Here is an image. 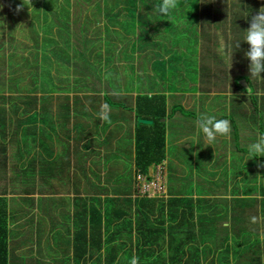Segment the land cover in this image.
<instances>
[{
	"label": "rangeland",
	"instance_id": "1",
	"mask_svg": "<svg viewBox=\"0 0 264 264\" xmlns=\"http://www.w3.org/2000/svg\"><path fill=\"white\" fill-rule=\"evenodd\" d=\"M3 0H0V26H2L4 23L8 22L9 20L5 17V14H7L8 9L10 11L18 12V15L23 18L21 29L17 30V38L14 40L17 43L13 46L17 50H15L13 47L12 49L5 45L4 42L0 44V95H2L4 92H12L15 91H21L24 87L26 88L25 95H28V99H34L33 94H30L33 89L38 90L39 93H43V84L39 83V86L35 85H28L31 83V71L28 68L23 67L24 63H31L33 58V51H36L35 47V40L36 34L35 32H38V28H30V24L34 22L33 18L31 17V12L28 10L27 14L22 13V10L17 11V8L13 9L10 5H7L6 8H4L2 4ZM18 3H21L22 0H16ZM33 1V0H31ZM62 1V2H61ZM53 0V5H56L52 8L51 13L61 12L64 15L69 16L72 20V32L73 35L75 34L78 38H80V42L77 41V38L72 39L71 47L74 45L76 48V52L79 53V56L74 57V53L71 52V56L75 59L83 58V50L81 47H84V42L86 38L81 37L82 32H78L80 29L84 28L83 26V20L86 17H98L97 13H88V10L91 8H94L91 6V4L94 2L93 0L86 1L85 0ZM208 0H199L195 8L188 9L187 4L185 0H174L176 7L172 10L171 14L169 16H158L156 15L155 11H151V5L150 4H156L158 3L156 0H147V2L141 4L143 1H138L139 8L136 10V12H125L123 11V14L120 13V10H117L114 8V5L108 4V9L111 10V16L114 17L112 22H104V26H106L110 32L119 33L116 36V40L113 41V43L107 45L101 52L97 50L96 53H100L104 56V58H107L111 56L112 62L109 64V66L106 67H99L100 72L96 77H93L92 74L93 71L86 69L84 72V76L82 74H78L77 71H73L72 73V80L69 82V86H71L74 90L72 93V96L76 98H70L67 103L73 104L77 106L78 108L81 105V102L87 101L92 104H96L98 102L105 101L103 96L104 94H107L111 101H113L118 106H114V110H110V112L114 113L115 116L112 118V120L107 124V129L114 124L121 122L119 124V127L124 132L128 128V122L132 120V122L129 125H134L136 122L134 121L135 117V103L136 98L138 94H143L145 92H151V93H162L166 96V109H167V118H171L172 113H169L171 110V107H178L182 105V108L186 111L191 112V118L184 117L181 113H183L185 116H187V113H184L182 111L176 113V119L177 120H184V123H173L170 127L171 130V137H168V141L172 140V134L175 133V139H180L184 135V138L187 136V141L181 142L176 145H170L168 146L167 141V159L169 161H165L162 168L157 169V174L155 172L153 173V169L151 168V172L149 174V177L151 180H153L158 174L161 176L164 175L165 168H167V171L165 172V179H166V185L168 188L169 194H174L175 199H185L187 198L188 194L192 189H196L197 187H201L202 189L205 188V192L201 194V196L206 195V192H209L211 187L212 191L216 192L215 188H218V185L222 186L220 191L221 193H231L229 189L227 190V187H236L233 193V196L239 193L241 189H244V183L242 181V178L244 180H247V178L250 180L253 178V176L258 175L259 181L258 183L264 182V170L259 168L258 166H252L247 165V161H250L251 163H255L257 158L250 159L251 157L248 155V145L252 141H254L256 138L254 135L257 133L259 135L264 133V77L262 78H250V76H247L249 87L251 89V92L248 93L249 95L247 97V101L250 104V107L243 110L242 115H238L236 117V123L238 128V133L236 131L234 132L233 127H231V133L226 136L225 138H217V142L214 141L211 144L207 141H204L205 138L201 132L197 130L195 127V120L198 114L201 113H208L210 115L215 114L217 118H226L229 121L231 119L228 117V111L225 107L224 110L220 109V105L225 104V101L227 100V97H224L225 90H227L228 87L235 88L236 87V78H234L235 74L237 72H247L249 71V61L246 59L245 55L237 54L239 58V70L234 68V63L231 60V57L228 54H225V58H227L228 64L226 67V59L220 60L221 56L223 58V55L218 54L221 48L220 43L226 42L228 38L230 37V34H232L233 40L235 44L237 43V39L239 36L243 39L244 32L250 27V20L246 18V13H241L239 10V3H241V0H209L213 2L214 8L216 7V10L220 12L218 17L216 15H212L210 18V24H206V26H202V12H203V5L204 2ZM65 2V4H63ZM68 2V4H67ZM81 7H78V6ZM264 5H262L263 7ZM261 7V8H262ZM57 8L59 11H56ZM145 9L143 12L142 10ZM178 10V12H175ZM34 11V10H33ZM40 11L44 12V9L37 8L35 16L36 19L40 20ZM94 12V11H93ZM221 13L226 14V17L222 15ZM238 16V17H237ZM191 17V19H190ZM237 17V24L233 25V20ZM193 19V20H192ZM198 19V20H196ZM26 20V22H25ZM89 22L91 20H88ZM123 21V27L121 32V27L119 26L120 22ZM194 21H196L194 23ZM248 22L247 25H245V22ZM76 22V23H75ZM155 24L154 27H148V23ZM200 28L202 32L206 31L207 39H213V44L215 46L209 45L206 43L205 39L202 38L198 46L195 45H189L190 39L189 37L194 35L196 32H198V36L201 32H199L196 25ZM200 24V25H199ZM36 25H40V21L36 22ZM97 26V25H93ZM128 26V27H127ZM210 27V31H209ZM236 28L232 29V28ZM98 28H103V23L98 24ZM152 28L158 29L155 36L153 38H150L149 36H146V32L149 33ZM6 29V26H5ZM195 30V32H193ZM235 30V31H234ZM19 31V32H18ZM234 31V32H232ZM32 33V34H31ZM213 33V34H212ZM102 33H99L98 35L95 33H92L90 31L89 34L86 35V37L98 38L101 36ZM151 35H154V32H150ZM211 35V36H210ZM6 38L5 34L1 32L0 27V40ZM151 39V41H150ZM223 39V40H222ZM222 40V41H221ZM142 41V42H151L152 48H149L148 50L142 52L141 54H129L127 56V53L130 52V49L132 45L135 42ZM153 43V44H152ZM155 43V44H154ZM180 43L181 46L186 48L185 50L179 51L178 53L172 52L171 55H167L165 53V50L172 49V46L175 47L176 44ZM32 44V50L29 49L30 45ZM62 47L65 46L62 44ZM242 47V48H241ZM248 44L245 42L241 43V52L244 54L245 51L248 49ZM165 49V50H163ZM39 50L42 51V48L39 47ZM44 53L46 50L43 48ZM171 51V50H170ZM213 51L214 54H213ZM187 52V53H186ZM89 54L86 58H84L86 61L95 62L98 60L97 55ZM159 54V57L156 56ZM216 55V58H212L210 60L209 57H212L213 55ZM207 55L208 59L205 61L204 56ZM155 56V57H154ZM14 57L13 59L9 61L7 58ZM175 57V58H173ZM26 59V62L25 60ZM159 59V60H158ZM171 60L173 62V65L171 67L170 63H165L162 60ZM179 59L178 61H176ZM159 61V63H156ZM8 64L10 67V70H14L13 73L8 72ZM4 65V68H2ZM243 65V66H242ZM205 67L209 69V76L208 81L205 84H200L199 80L195 79L194 72L200 70L199 77L201 75L205 74ZM229 67V68H228ZM88 68V66H86ZM82 69V68H81ZM7 70V71H6ZM7 72V73H5ZM239 73V74H241ZM54 76V75H53ZM92 76V77H87ZM55 77V76H54ZM241 81H246L245 79ZM239 81L238 83L240 84ZM247 82V81H246ZM28 83V84H27ZM66 83V81L62 80H55L53 79L52 84L53 85H46V93H48L51 89V86H61ZM42 84V85H41ZM42 86V87H41ZM227 87V88H225ZM77 88H81V91H77ZM237 88V87H236ZM224 91V92H223ZM249 91V90H248ZM76 92V93H75ZM101 92V93H99ZM228 92V91H227ZM263 92V94L261 93ZM82 93V94H81ZM83 94H90L92 96L85 97ZM260 95V97L258 95ZM16 95V94H13ZM45 95V94H44ZM254 95V96H253ZM262 95V96H261ZM46 97V95H45ZM83 98V99H82ZM243 99H245L243 97ZM232 99L228 98L227 103H230ZM30 101V100H29ZM46 102V101H45ZM234 102V100H232ZM35 103H32L31 106L34 110ZM122 105V106H120ZM47 106V103H46ZM113 107V106H112ZM217 109H214L216 108ZM51 111L48 110V107L45 109V113H49ZM75 111V110H74ZM76 112V111H75ZM7 115H10L9 111L5 112ZM16 114V121L17 125L21 127L29 126L30 123L26 122L23 118V113H20L18 110L14 112ZM92 114L95 113V110L91 112ZM110 113V114H112ZM84 120L80 118V121ZM166 121V119H165ZM63 119L60 115L59 117V124H62ZM14 123V126H16ZM55 123H52L54 125ZM38 126V125H35ZM55 126V125H54ZM78 127H82L80 123L77 124ZM136 126V125H135ZM135 126L131 129H133V132L135 131ZM184 126V127H181ZM9 129V127H8ZM7 129V131H8ZM248 132L251 134L250 137L248 135ZM69 133V132H68ZM184 133V134H183ZM82 134V132L79 130V133H76L74 136H79ZM112 134V133H111ZM84 135V136H83ZM86 135V136H85ZM237 135H239V141L236 140ZM236 139H235V137ZM8 137V135H6ZM83 139V152L85 153V158L82 160V164L80 163L79 167H73L79 170V172L73 171V168H69L66 171V175L68 180L71 179V173H76L83 179L87 176L88 182L84 180L83 187L88 188L84 189L85 195H90V191L92 192V196L88 198V196H85L82 194V198H78L76 209L82 211L83 205H87L89 207L95 206L94 204H97V199L103 198L105 196H108L106 194H110L111 196H117V189L119 188H125L128 183L127 176L131 172L135 178L134 182L130 183V189L125 190V195H122V197L127 196V194H131L130 199L133 200L135 197H142L145 189V184L148 182L145 177L143 176H137L135 173L134 166H131V162L128 159H125L121 153H117L115 155V162L116 166L113 169V172H110V176H113L115 179V175L123 174V172H126L124 170H120L119 167L123 164H128V170L127 175L124 179H115L116 180V187H112L109 189V187H103L101 183L99 182H93L91 176H97V173L95 171L85 170L84 167L88 164V161L90 163L96 158L100 156V147L103 142H98L95 140H91L89 138L90 136L87 134H82ZM252 141L249 139L253 138ZM13 138V137H12ZM43 136L37 137L36 144L31 141L28 145L24 144V140H19V137H16L14 139H17V141H14V143H8L2 141L3 147H5V151L2 149L3 156L1 157L0 161H5L6 157L8 156V159L6 160V167L5 171L9 168L8 165H10L9 162V155H16L18 148H22L24 151H27L30 147V149L25 152V157L30 158L34 154H36L37 151L43 150V145L40 143L42 141ZM243 138V139H242ZM90 139V140H89ZM199 140V142H198ZM228 140V142H227ZM27 141H30L28 139ZM203 141V142H202ZM238 145L244 149L243 155L237 153L234 145L237 143ZM23 143V144H21ZM72 142L68 143V148L71 147ZM92 144V146H90ZM100 144V145H99ZM172 144V143H171ZM227 144V147L225 145ZM54 146V144H53ZM119 146L121 148H124L127 146V141L123 139ZM99 147V148H98ZM220 148L217 151H215V148ZM126 148V149H127ZM42 149V150H40ZM66 149V150H67ZM98 149V150H97ZM129 149V148H128ZM62 150V145L60 143L56 142V145L53 148V153L56 154ZM127 154L130 153V151L125 150ZM198 158H197V155ZM42 155L40 154L39 157ZM103 157V156H102ZM262 161H264V157H260ZM197 160L195 164H193V160ZM250 159V160H249ZM15 164H21L17 159H15ZM228 163V165H227ZM21 168V166H20ZM264 168V167H263ZM259 169V170H258ZM4 171V175H8L10 172ZM55 173V172H54ZM56 174V173H55ZM260 174V175H259ZM39 175V174H37ZM2 176V177H3ZM69 176V177H68ZM101 176V175H100ZM55 177V176H54ZM58 177V175L56 176ZM164 179V177H163ZM164 179V180H165ZM214 180H217L215 185H212V182ZM66 181V180H65ZM205 181V183H204ZM32 184L35 186H38V181L36 178L31 180ZM98 183V186L96 189L94 188V185ZM201 185V186H200ZM82 186V185H80ZM246 187V185H245ZM7 188V183L0 182V195H2L3 190ZM92 188V189H90ZM117 188V189H116ZM133 188H135V194ZM66 189H68L67 185L62 184L60 188H57V186L50 185L48 186V189H42L36 188V192L42 196H52L58 195L60 193V196L62 198H66V200L59 201L58 204L62 205V209L58 210L59 207H55L52 211L53 214L49 215L50 221L53 223V225H60L62 223L63 228L60 229V232L58 233L53 225H49L50 227V237H49V243L46 245V247L51 248V256L50 260H46L45 264H83L82 260L86 258H91L94 253L97 254V248L96 244L93 245L91 242L89 245H86L82 249H78L80 244L76 245L73 240L72 232L76 231L78 234L80 231L76 230L77 226L82 223L81 213L80 211L76 210L75 212H71L69 207L65 206L67 205V202L71 203V200L73 197V194H70L69 192L66 193ZM19 191V190H18ZM237 191V193H235ZM250 191H257V189L252 188ZM249 191V193H251ZM61 193L64 194L61 195ZM69 197H67V195ZM201 193V192H199ZM246 195L247 190H245ZM18 194L17 192H14L13 195ZM19 194H23V189L20 190ZM195 196H197L194 193ZM214 196H219V192L215 194ZM232 195L228 196H220L218 198L217 202L209 201L208 203L211 204L210 209H217L218 211L213 214V217L218 216V212L220 214V219H217L216 222H223V221H229L231 222L234 218L243 225L245 233L248 232L251 235L250 229L253 230H259L260 228L264 229V213L263 215L259 214L262 210L264 212V198L260 200H254V201H248V203H252V206H244L242 201H228L231 199ZM251 196H257L251 195ZM93 197V198H92ZM261 197H264V191L262 192ZM55 198V197H54ZM164 198V197H162ZM94 199L95 202L92 200ZM90 200V201H89ZM208 200V199H207ZM216 201V200H214ZM42 205H40L41 211H44V216L47 217L46 212L48 211L46 209V201L41 200ZM81 202V204H80ZM246 204V202H245ZM81 205V206H80ZM97 207V206H95ZM101 220L104 219V216L106 213L110 211L105 205L101 204ZM130 208H135L131 207ZM235 209L232 211V209ZM220 209V210H219ZM237 210L243 211V213L238 214L237 219ZM57 211V212H56ZM248 211V215L246 216L245 213ZM27 214H29L27 221H23L22 224H25V226H30L32 222H28L29 220L34 219L33 217H30L31 214L34 212H30V209H27ZM62 212L65 215L62 216ZM172 212H170L171 214ZM254 213V214H253ZM74 214L76 215L75 217ZM169 214V215H170ZM42 216V215H41ZM165 214H163L162 218L158 217L160 220H165ZM253 218H255V223L253 222ZM46 228L49 224L48 219L45 220ZM224 223V222H223ZM75 225V230H74ZM224 230L228 233L231 231V233H235V230H232L235 226H230L231 228H227L226 223L224 224ZM171 229V228H170ZM264 232V230L262 231ZM39 233H43L40 232ZM71 233V234H70ZM221 234L222 230H214V234ZM96 235V233H93ZM159 234V242L164 243V239L162 237V233L158 231ZM233 234H231L233 236ZM247 234V233H246ZM230 236V234H228ZM176 237V236H175ZM260 237V234L256 237L258 240ZM180 238L184 240L181 243V246H183L188 241V235H180ZM168 238V246L170 247L171 242L174 240ZM177 239V238H175ZM250 241H253L254 238L252 236H249L248 238ZM25 238L18 239V244L25 241ZM96 238L93 240L94 242ZM161 247V245H160ZM166 248V247H165ZM163 248V249H165ZM157 250V249H156ZM189 251H186V256L183 259L182 264H190L189 263ZM252 254V253H251ZM253 256V254H252ZM19 257L21 260H19V263L21 264H29V260L27 259L28 256L20 254ZM162 257V256H160ZM247 261H250V255L249 253H240L235 255V261H230V264H245ZM155 263V262H154ZM90 264H98L94 261H92ZM193 264H200L198 260H195Z\"/></svg>",
	"mask_w": 264,
	"mask_h": 264
},
{
	"label": "crops",
	"instance_id": "2",
	"mask_svg": "<svg viewBox=\"0 0 264 264\" xmlns=\"http://www.w3.org/2000/svg\"><path fill=\"white\" fill-rule=\"evenodd\" d=\"M53 1V0H52ZM61 1V0H60ZM91 2L90 0H85ZM94 2L91 4L92 7L91 9L88 10H92V11H88V13H97L98 17H86L82 22H83V26L84 28L80 29L78 32H84L86 35L90 33V31L92 33L95 34H99L102 33L103 30H105L107 27L104 26V22H112L114 17L111 16V10L108 9V6L105 7L106 4H103V2H105V0H93ZM157 2H159V0H156ZM62 2V1H61ZM108 4H113L114 8L117 10H120V13L123 14V11H126V8H124L123 6H117L115 5V0H107ZM254 8L251 12L250 10V14L252 13L253 15L258 14L259 10L261 9L262 5H264V0H252ZM63 4H65V2H63ZM68 4V2H67ZM107 4V5H108ZM102 6V10L105 13V18L103 17V15L101 14V12L97 9L99 6ZM145 5V2H144ZM78 7H81L80 5ZM264 8V6L262 7ZM56 11H59V9L57 8ZM94 11V12H93ZM129 12V11H128ZM248 12V11H247ZM103 13V12H102ZM103 13V14H104ZM130 13V12H129ZM67 16V15H65ZM248 17V15L246 16V18ZM69 20L68 22L72 25V20L71 18L68 16ZM88 20H91L90 22ZM249 21V17L248 20ZM245 22V25L248 24V22ZM76 23V22H75ZM99 23H103V28L100 29L98 28V24ZM93 25H97L94 26ZM155 24H151L148 23V27H154ZM119 26L121 27L120 31L122 30L123 27V21L120 22ZM128 27V26H127ZM232 28V27H231ZM235 29L236 28H232ZM108 32H110V30L107 28ZM158 29L156 28H152L150 32H154V35H151L150 32L147 33L146 32V36H149L150 38H153L155 36L156 33H160L157 32ZM234 30V31H235ZM232 31V32H234ZM119 33H115L113 34V32L110 33V35H108V38L111 37L113 38L111 41H108L109 43H113L114 40H116V36L114 35H118ZM233 34V33H232ZM232 34H230V37L228 38V40L226 42H222L220 43V50L221 52H219L218 54L223 55V58L221 56L220 60L224 59L225 54H228L231 57V60L234 63V68L239 70L240 64H239V58L237 56V54H241L242 56L244 55L241 52V48L239 49H235V42L233 40ZM97 38V37H96ZM99 38V37H98ZM97 38V39H98ZM223 40V39H222ZM221 40V41H222ZM243 39L239 36V38L237 39V42L242 41ZM151 41V39H150ZM242 43V42H241ZM82 48V47H81ZM223 51L225 52V54L223 53ZM233 53V55H231V53ZM216 53V52H215ZM137 54H141V52ZM214 54V51H213ZM212 54V55H213ZM96 55V54H95ZM227 61V58H225ZM228 61L226 63V67H227ZM243 66V65H242ZM229 68V67H228ZM240 71L237 72L234 76V78H238V77H247L250 76V73L244 72L241 73ZM99 74V73H98ZM97 74V75H98ZM92 75L93 77L97 76ZM261 77H264V73H261ZM248 78V77H247ZM250 78H255V77H251ZM259 78V77H257ZM249 83V82H247ZM249 85V84H248ZM250 88V87H249ZM246 90V89H245ZM226 92L224 97L234 100V102L227 103V101H225V104L221 105V109H227L228 111V117L231 119L230 123H231V127H233L234 132L236 131L237 134L238 133V128H237V123H236V117L238 115H242V112L244 113V109L247 106V108L250 107L249 102L247 101V97L249 95H247L248 90H246L247 92L244 91H240L237 90L235 88H230L228 87L227 90H225ZM228 91V92H227ZM50 92V91H49ZM46 93V91H45ZM101 93V92H99ZM263 94V92H261ZM17 95V92L15 93ZM82 94V93H81ZM25 95V94H24ZM48 95V94H46ZM85 97L87 96H92L90 94H83ZM107 97H109L107 94H104ZM258 95V94H256ZM28 96V95H27ZM68 95H62V94H56L54 97V100L51 103H47L46 104H42L40 103L38 106V109L43 108L44 110L48 107V110L51 109V111L49 113H45V130L44 132L40 131V125H38V127H36V124H42V121L37 122L35 120V115H36V107L34 109V111H32V106H25V104H22V102H19V106L20 108H24L27 109V112L29 110H31L33 113H28L25 116V113L22 110H19L20 113H23L24 117L23 118H27L29 119L32 115H33V120L28 122L30 123L29 125H33L37 128V132L33 133V138L29 137L30 139V143L33 139H36V137H41L42 141L40 142L43 145V150L42 151H37L36 154H34L33 156H31L30 158H26L24 156V158L21 157H17L16 155H9L10 159H9V168L6 170L8 172H10L8 175H4V171H5V167H6V160L8 159V156L6 157L5 161L1 162L0 161V182H5L7 183V188L5 190H3V194L0 195L2 197H5L7 199L8 202V247H9V264H21L19 263V260H21V258L19 257L20 254L22 255H26L28 256V260H29V264H45L46 260H50V256H51V248L50 247H46V245L49 243V237H50V227L49 225H53V223L50 221L49 219V215L53 214L52 211L55 207H59L57 209L61 210L62 209V205L58 204L59 201L62 200H66L65 196L63 193H61V195L64 196V198H62V196H60V193L58 195H53L52 196H42L38 193H34V195H31L30 197H23L20 195H13L14 192H12V187L14 186H22L21 182L17 181V173L18 170H21L20 166H22L24 163H26L29 166L30 164H33L32 168L36 170V173L39 175H35L34 178H36L38 181V186H35V188L39 189H48V186L50 185H56L57 188H60L62 184L67 185L68 189H66V193H70L73 194L71 203L67 202V207H69L68 210H70L71 212H75L76 210V202L78 200V198H82V194L85 195V191H83L84 189L89 190L86 187H83V183L84 180L86 182H88V178L87 176L85 177V179H83L82 177H80L79 175H77L76 173H71V179L70 181L67 178L66 175V171L69 168H73L76 167L78 168L80 163L82 164V160L85 158V153L83 152V137L82 134H87L89 135L91 138V140H95L98 142H103L100 147V156L101 157H97L96 160L92 161L90 163V161H88V164L84 167V171L88 170L90 171H95L97 173V176H91V178L93 179V182H99L102 184L103 187H109V189H111L112 187H116L115 185L116 180L113 178V176H110V172H113L114 167L116 166V162H115V155L117 153H121V155H123V157L125 159H128L125 157L124 153L126 152L123 149L121 150L119 144L120 142L125 139L128 135V133H126V131L128 130H133L131 128H133L135 126L134 125H129L132 120H130L128 122V128L126 129V131L124 132L123 130L120 129L119 124L121 123L120 121L116 124H114L113 126L109 127L107 129V124L112 120V118L115 116V111L114 113L110 114V121L109 122H105V121H101L98 120L97 123L94 125L93 124V118L95 116H97V113L100 110V106L102 104H108V102L105 100L104 96V100L103 102H98L96 104H92L89 103L87 101H82L80 107L78 108L77 106L67 103L68 101L65 100V98ZM254 96V95H253ZM260 97V95H258ZM262 96V95H261ZM78 97V96H76ZM74 96H72V94H70V98H76ZM243 97L245 99H243ZM264 97V96H262ZM46 98H49V96H46ZM83 99V98H82ZM49 100V99H48ZM29 102V100H27ZM25 101V102H27ZM27 102V103H28ZM26 103V104H27ZM109 105V104H108ZM71 108V112L70 115L68 116V112L65 111L68 108ZM110 110H114L115 107L110 106ZM8 108V107H7ZM182 108V105L178 106V107H171V111L169 113H174V116L172 118H167L166 119V131H167V136L171 137V130L170 127L172 125H174L173 123L178 122V123H184V120H177L176 119V113L180 112ZM116 109V108H115ZM217 109V107H216ZM4 113L6 111L10 112V115H7L5 113V115L8 118V123H15L16 121V114L11 111L10 109H6V111H4L3 109H1ZM60 112H57V111ZM76 112H75V111ZM95 110V113L92 114L91 112ZM17 111V110H16ZM15 111V112H16ZM184 113H187L189 116H185L183 113H181L184 117L186 118H191V112L190 111H186L183 109ZM62 117L63 121L62 124H59V117ZM3 118V117H0ZM80 118L84 119L80 121ZM134 121H135V117H134ZM52 123H55L54 125H52ZM80 123L82 125V127H78L77 124ZM17 127L16 130H20L22 132V129H19L18 126H14L13 129H15ZM184 127V126H181ZM39 128V129H38ZM13 129H8V140H10V143L13 142V138H14V134L13 133ZM232 129V128H231ZM15 130V131H16ZM79 130L82 132V134H80L79 136H74L76 133H79ZM135 130V129H134ZM69 132V133H68ZM112 133V134H111ZM184 134V133H183ZM240 135V134H239ZM237 135V138L235 137L236 140H240L239 136ZM248 135L250 137V133L248 132ZM84 136V135H83ZM86 136V135H85ZM185 136V135H184ZM184 136L180 139H176L174 140L175 137V133L173 132L172 137L173 139L169 141L170 145H176L179 144L181 142H188L187 141V136L184 138ZM259 136V134L257 133L256 135H254L255 138H257ZM13 137V138H12ZM19 137V136H18ZM21 137L23 138V134L21 135ZM19 137V140H22V138ZM253 138L249 139L250 141H252ZM21 138V139H20ZM217 138H225V137H217ZM217 138H216V143L217 142ZM243 139V138H242ZM90 140V139H89ZM204 141L207 142V140L205 139ZM238 141L237 143L234 145L237 153L243 155L242 153L244 152V149L241 148L238 145ZM34 142V141H33ZM56 142L60 143V145H62V150H60L57 154L54 152L53 153V148L56 145ZM72 142L71 147L67 149L68 147V143ZM199 142V140H198ZM203 142V141H202ZM228 142V140H227ZM172 143V144H171ZM23 144V143H21ZM32 144V143H31ZM54 144V146H53ZM100 145V144H99ZM92 146V144L90 145ZM98 147V148H99ZM225 147H227V144L225 145ZM18 152L20 153V151H24L22 148H18L16 147ZM31 148V147H30ZM29 148V149H30ZM28 149V150H29ZM67 149V150H66ZM220 148H215V151H217ZM98 150V149H97ZM40 154L42 155L41 157ZM197 155V153H196ZM3 156V152H1L0 150V159ZM103 156V157H102ZM36 157H38L39 161L37 163H35V159ZM198 158V155H197ZM15 159H17L19 162H21V164H15ZM167 161H169L167 159ZM17 162V161H16ZM111 162V164H110ZM197 162V160H193V164H195ZM107 163V166L105 167L104 164ZM260 163H264V161H262V159L260 157H257V160L255 163H251L250 161H247V165H252V166H258ZM228 165V163H227ZM131 166H134L135 168V164L133 162H131ZM129 165L128 164H123L119 167L120 170H123L124 168H128ZM76 168H73V171L75 172H79V170H77ZM160 168V166L157 167H152L153 169V173L155 172V174H157V169ZM162 168V166H161ZM262 170H264L263 167H260ZM18 169V170H17ZM151 170V169H150ZM259 170V169H258ZM5 171V172H6ZM167 171V168H165L164 171V179H165V172ZM56 174H55V173ZM151 172V171H150ZM40 173L44 174L43 176L40 175ZM150 174V173H149ZM58 175V177H56ZM101 175V176H100ZM260 175V174H259ZM3 176V177H2ZM55 176V177H54ZM69 177V176H68ZM66 180V181H65ZM165 184H166V179L164 180ZM217 180H214L212 182V185L216 183ZM242 181L244 183V189L247 190V196L245 197L244 195H246L245 190L243 191V189H241L239 191L238 194H236L235 196H233V191L235 190L236 187H231L229 186V188L227 187V190L229 189V191L231 193H225L224 194L221 193L220 189L222 186L215 188L216 192L212 191V187L210 189L209 192H206V195L201 196L202 193L205 192V188H201V187H197L196 189H193V195L192 196H187V198L185 199H175L174 198V194H169L168 193V188H167V195L164 198H148V197H135L134 199L131 200L129 195L124 196L125 198H121L120 203H118L117 205H115L116 207H122L123 209V218L121 220V224L123 225V227L125 229L131 228L133 229V231L135 232L136 230V226H138L137 222L138 220L136 219V213H135V209L137 207H141L140 211L143 212V214H146L147 216H151L150 219L151 221L146 222V223H142L141 226H139V229L143 232L146 233L147 229H151L152 232L147 234V236H149L154 242L153 244H149L147 246H143L142 242L143 240L141 238H139V240L136 239V237L138 238V236L136 235V233L133 232V238H126L125 240H122V244L121 245H125V252L127 251H131L133 253V256H136L137 258H139L138 253L141 251H137V249L135 247H133V249H131L132 244L136 245V246H140V248L145 250V253L143 255V257L141 256V259L143 261H152V263L156 262V263H165V261L168 260H175V257L177 256V253H180V249H181V243L184 241L180 238V235H188V241L185 243V252L189 251L188 256H189V260L190 263L198 260L200 264H230V261H235V255L240 254V253H249L250 255V261H247L245 264H264V232H262L264 229L260 228L259 230H253L250 229L251 235L244 231V227L243 225H241L240 223H238V221L234 218L231 222L229 221H223V222H219L217 223L216 220L220 219V214L218 212V216L217 217H213V214L216 213L218 210L217 209H210L209 207L212 206L211 204H209V201H213V202H217L218 198L220 196H228V195H232L230 196L231 199L228 201H242L244 206H252V203H248V201H254V200H260L263 199L264 197H261L262 192L264 191V182L262 181V183H258L259 178L258 175L253 176L252 179H248L244 180L242 178ZM205 183V181H204ZM82 185V186H80ZM246 185V187H245ZM98 186V183L96 185H94V188L96 189V187ZM201 186V185H200ZM167 187V185H166ZM255 188L257 189V191H250V189ZM92 189V188H90ZM130 188H127L126 190H128ZM249 191L251 193H249ZM201 192V193H199ZM219 192V196H214L215 194H217ZM236 192V191H235ZM65 193V194H66ZM92 192L90 191V195H85L83 196L86 197L88 196V198H90L92 196L91 194ZM194 193L197 195L195 196ZM255 195L257 194V196H251V195ZM67 195V194H66ZM108 196H111L109 193L106 194ZM67 197H69V195H67ZM106 197V196H105ZM105 197L103 198H98L97 199V204H94L95 206H97V208H99V206H101V201L105 202ZM93 198V197H92ZM186 199L191 200V204L189 205L188 203H186ZM208 199V200H207ZM41 200L46 201V209L48 211H45L47 215V217L44 216V211H41L40 209V205H42ZM94 202L95 200L92 199ZM216 200V201H214ZM67 201V200H66ZM90 201V200H89ZM246 202V204H245ZM138 203H140L141 206L138 205ZM81 204V202H80ZM81 206V205H80ZM131 207H135V208H130ZM27 209H30V212H34L33 214L30 215V217H33L34 219L29 220L28 222H32L35 221L34 223H32L30 226H25V224H22L23 221H27V218L29 217L27 214ZM220 210V209H219ZM235 209L233 208L232 211H234ZM56 211V212H57ZM79 211V210H78ZM170 212H172L170 214ZM248 211H246L245 215L249 216ZM58 213H62V212H58ZM243 213V211L237 210V219H238V214ZM263 211L259 209V214L263 215ZM163 214H165V220H160L158 217L162 218ZM170 214V215H169ZM184 217H187L186 219H183V215ZM254 214V213H253ZM42 215V216H41ZM65 214L62 213V216H64ZM76 215L74 214L73 217H75ZM141 216V215H140ZM48 219L49 224L46 228L45 225V219ZM186 221V223H185ZM112 222V228H116L119 227L117 226V220H113ZM184 222V223H182ZM226 223L227 228H231L230 226H235L234 228H232V230H235V233H231V231L228 233L227 231L224 230V224ZM54 229L59 233L60 229L63 228L62 223L60 225H53ZM75 228V225H74ZM171 228V229H170ZM222 230L221 234H214V230ZM43 232V233H39ZM158 231H160L163 235V239L165 240L164 243L159 242V234ZM71 234V233H70ZM74 231L72 232V235H74ZM228 234H230V236H228ZM233 234V236L231 235ZM258 234H260L259 239L257 240L256 237L258 236ZM176 236V237H175ZM249 236H252L254 238L253 241H250L248 238ZM140 237L143 238V236L140 235ZM25 238L26 240L23 241L22 243L18 244V239H22ZM168 238L173 239L174 241L171 242L170 247L168 246ZM177 238V239H175ZM191 238H193L194 240H191ZM161 245V247H160ZM112 248H115L117 250V240L116 241H112L111 244ZM166 247V248H165ZM165 248V249H163ZM157 249V250H156ZM253 256H252V254ZM162 256V257H160ZM96 258L94 256H92V258H86L83 259L82 262L83 264H90L92 261H94ZM166 259V260H165ZM173 260L172 263L173 264Z\"/></svg>",
	"mask_w": 264,
	"mask_h": 264
},
{
	"label": "trees",
	"instance_id": "3",
	"mask_svg": "<svg viewBox=\"0 0 264 264\" xmlns=\"http://www.w3.org/2000/svg\"><path fill=\"white\" fill-rule=\"evenodd\" d=\"M138 1L139 0H115V5L123 6L124 8H126V11L128 10L129 12H132V11L136 12V10H138L139 8ZM140 1H143L141 4H143L144 2L145 3L147 2V0H140ZM185 1H186L188 9H191V8L194 9L196 3L199 0H185ZM212 3L213 2L209 0L208 2L207 1L204 2L203 9H202L203 10L202 26L204 27L206 26V24L211 25L210 18L213 14L216 15L217 17L220 14V12L216 10V7L214 8ZM253 3L254 2H252V0H241V3H239V10L241 11V13H246L249 16L250 11L254 13V11H252L254 8ZM20 4L21 3H18L16 0H3L1 5L4 8H6L7 5H10L13 9H15ZM103 4H106L105 7L108 6L107 0H105ZM54 6L56 5H53L52 0H33L31 1V4L29 5L30 9L27 6L23 8L24 10L22 11V13L27 14L28 10H30L31 14L29 15H31V17L34 20V22L30 24V28H33V29L38 28V32H35L36 39H37L35 40L36 51L32 50V44L29 47V49L33 51L34 60L31 63H27L26 59H24L26 63L23 64V67L28 68L32 74L31 83L30 84L27 83V84L39 86V83H42L44 86L43 93L45 95L48 94L46 96H49V98H46L44 94L39 93L38 90L33 89L30 94H33L34 99L32 100L28 99L29 97L27 95H24L26 94L24 93L26 92L25 87L21 91L17 90L14 93L8 91L7 93L4 92L2 95H0V117H3V118H0V150L1 152H2V149L5 151V147L1 145L2 141L5 140V142L7 141L8 143H10V140H8V137H6V135H8V131H7L8 127L10 129H13L14 127V123H11V124L8 123V118L1 109H3L4 111H6V109H10L13 112H15L16 110L19 111L23 109L22 111L25 113V116H26L30 112L33 113L32 111L34 110L32 109V111L29 110L27 112V109L20 108L19 102H22V104H25V106H29V107L32 103H35L36 104L35 107L37 106L35 110L36 111L35 120L37 122L42 121V124H36V125H40V131L44 132L45 130L44 120L46 117L45 110L43 108L38 109V106L40 103L42 104L51 103L54 100V97L56 94L68 95L65 98L66 101L70 99V94L74 92L73 91L74 89L71 86H69V82L72 80L71 72L73 71V67L75 66L74 71H77L78 74H82L83 76H84V72L86 69L93 71V73L90 75H95V74L97 75L98 72H100L99 69L97 68L106 67V66H109V64L113 63L111 56L104 58L102 54L96 53L97 50L101 52L107 45L111 44L108 41H111L113 38L111 37L108 38L109 32L107 28L102 31V34L98 39L97 38L92 39L91 37L88 38L86 37V34L82 32L81 37L86 38L84 42V47H82L84 56L83 58L81 57L79 59L78 58L75 59V62H73L74 57L79 56V53L76 52V48L74 45L71 47L72 39L77 38L76 40L79 41L80 38H78L75 34L73 35V32L71 30L72 26L68 22L69 18L67 16L62 14L60 11L56 13H51L52 8ZM37 8H40V10L44 9V12L40 11V20L36 19V16H35ZM97 9L101 12L103 17L105 18L106 12L104 13V11L102 10V6L100 5ZM7 12L8 13L5 14V17L9 21L4 23L2 26H0L1 32L5 34L6 38L1 39L0 44L4 42V44L9 46L11 49L13 47L15 50H17L15 46L13 45L14 43L15 44L17 43V41L15 42L14 40L17 38V30L22 28L21 22L23 18H21L18 15V12L10 11L9 9ZM175 12H178V10H176ZM221 14L224 15V13H221ZM224 16L226 17V14ZM237 17L233 20V25L237 24ZM249 20H250V17H249ZM39 21H40V25H36V22H39ZM195 22L196 21H194V23ZM5 26H6V29H5ZM196 27L201 33L199 34V36H198V32L190 36L189 39L191 41L189 45L198 46L202 38L205 39L206 43L208 44V47L209 45H212L213 44L212 36L210 35L211 39H207L206 31L202 32L200 30L201 27L199 28L198 25H196ZM209 31H210V27H209ZM193 32H195V30H193ZM62 44L65 46L64 48L62 47ZM150 46H151L150 41L149 42H145V41L135 42L132 45L130 52L127 53V56H129V54L131 53L137 54L138 51L139 53L140 52L142 53L148 50L149 48H152ZM213 46L215 45L213 44ZM39 47L42 48V51L39 50ZM43 48L46 50L45 53L43 51ZM182 50L186 51V48H184L183 46H181L180 43H178L176 44L175 47L172 46V49L165 50V53L167 55H171L173 51L175 53H178L179 51H182ZM71 52L75 54L74 57L71 56L72 55ZM88 53L91 55L96 53L98 57V60L96 61L97 63L90 62V61L88 63V61L84 59L87 57V55H89ZM216 55L209 57L210 60L212 58H216ZM156 56L159 57V54H157ZM13 58L14 57H11L10 59L7 58L9 61V64H11L10 60ZM204 59L205 61H207L208 59L207 55L204 56ZM178 60L179 59H177L176 61ZM162 61H164L165 63H170L171 67L173 65V62L170 59L162 60ZM156 63H159V61H157ZM9 64H8L7 70L8 72L13 73L14 70H10ZM86 66H88V68H86ZM2 68H4V65ZM204 68H205V74L201 75L200 77L198 73V71L200 72V70L194 72L195 74L194 78L199 80L200 84H205L208 81L209 69H207V67L205 66ZM87 77H92V76H87ZM53 79L57 81L65 80L66 83H64L63 85L61 84V86H51L50 92L45 93V91L47 90L46 85L48 86L53 85L52 84ZM243 79L249 82L248 79L245 77H238L236 78L237 88L235 87V89L247 92L238 83L239 81ZM81 90H82L81 88H77L76 92L81 91ZM16 92H17V95H13ZM77 93H80V92H77ZM104 98L110 106H113V107L118 106L113 101H111L110 97H107L106 95H104ZM27 100H30V101L28 102ZM25 101H27L28 103ZM165 101H166V96L163 95L162 93L158 94V93L145 92L143 94H138L136 98L135 107H134L135 108L134 109L135 122H136L135 131L134 132L133 130L126 131L128 135L125 138V140L127 141V146L129 149L126 146L124 148H120L121 150L123 149L122 153H124V150L130 151L129 154H127L126 152L124 153L125 157L128 158L130 162H133L135 164V173L137 174V176H143L145 177L147 181L151 180V178L149 177L150 169L152 167L163 166L164 162L167 160L166 151L168 150L167 141L169 139H168L167 131H166V122H162V119H167V116H168ZM219 107H221V105ZM180 110L183 111V109L181 108ZM65 111L68 112V116H69L71 112V108L69 107ZM57 112H60V111L58 110ZM213 115L216 116L215 114ZM173 116H174V113H172L171 118ZM24 119L26 122H30L33 120V115L29 119L27 118H24ZM139 119L152 120L154 123L151 126L139 125L138 124ZM92 120H93V124L95 125L99 119L97 116H95ZM15 125L18 126L17 123H15ZM36 127L33 125H29V126H25L21 128L19 127V129H22V132L20 130L19 131L16 130L17 129L16 127L15 129H13V133L15 132L14 138L18 136L21 137V135L23 134V138L22 137L21 138L22 140H24V144L28 145L29 141L27 140L29 139V137L31 138L34 137L33 133L37 132ZM14 138H13V143L14 141H17V139H14ZM33 141L36 144V140L33 139ZM27 151H20V153L17 152L16 156L24 158L25 152L27 153ZM38 161L39 159L38 157H36L35 163H37ZM32 166L33 164L29 163V166H28L26 163H24L21 166V170L17 169L18 170L17 181L21 182L22 186L12 187V192H17L18 193L17 195H20L26 198L30 197L31 195H34V193L36 192V188L32 184L31 180L34 179V176L37 175V173H36V170L32 168ZM104 166L106 167L107 163H105ZM123 170L126 172H123V174H120V175H115V179H124L126 177L128 168H124ZM40 175L43 176L44 174L40 173ZM134 181H135V178L133 174L130 172L129 175L127 176L126 183L128 184L126 185V187L119 188V189L116 188L118 197H115L114 195L106 196L104 200L105 202L101 201L103 205H105L108 209H110V211L105 214L103 220H101L100 218L101 216L100 206L99 208H97L95 206L89 207L87 205H83L82 211L79 210L80 212H82L80 214L82 218V223H80L76 229V230H79L80 232L78 234L76 233V231L74 232L75 233L73 235L74 243L76 245L81 243L78 249L79 248L82 249L86 245H89L90 242L93 245L96 244L97 254L94 253L93 256L96 258L95 262L98 264H130V260H131V257H133V253L131 251L125 252V245H121V244H122V240H125L128 237L133 238L134 231L131 228L125 229L123 227V225L121 224V220L123 218V209L122 207L121 208L116 207L115 205H117L118 203L121 204L120 199L125 198V197H122V195H125L124 194L125 190L128 187H130V183ZM218 187H220V185H218ZM192 188L188 196L193 195ZM21 189H23V194H19ZM133 190L134 192L132 194L134 195L135 188H133ZM235 193H237V191ZM127 195L130 196L131 194H127ZM142 197L146 198L147 196L143 195ZM186 203L190 205L191 200L186 199ZM138 205L141 206L140 203H138ZM140 209L141 207L140 208L137 207L135 209L136 219L138 220L137 222L138 226H136V230L134 233H136V235L138 236V238L136 237V239L139 240V238H141L143 240L142 245L147 246L149 244H153L154 242L149 236H147L148 232L151 233L152 230L147 229L146 230L147 234H146V233H143L139 229V226H141L142 223L151 221L150 219L151 216L149 217L146 214H143V212L140 211ZM8 215H9V212H8L7 199L5 197L0 196V264H9ZM186 218L187 217H184L183 215V219H186ZM113 220H117V226L119 227L112 228L111 221ZM93 233H96V235H94ZM140 235L143 236V238L140 237ZM95 238H96L95 240L96 242L93 241ZM116 240H117V250L115 248H112L111 246L112 241H116ZM191 240H194V239L191 238ZM133 247H135L137 251L141 250L138 253L139 264H159L156 262L152 263V261L150 260H148L147 262L143 261L141 259V256L143 257L145 250L140 248V246H136L132 244L131 249H133ZM185 256H186V252H185V244H184L183 246H181L180 253H177L175 260L172 259L173 264H182ZM172 260L167 259L165 263L163 262L161 264H171ZM189 263H190V260H189ZM190 264H192V262Z\"/></svg>",
	"mask_w": 264,
	"mask_h": 264
},
{
	"label": "clouds",
	"instance_id": "4",
	"mask_svg": "<svg viewBox=\"0 0 264 264\" xmlns=\"http://www.w3.org/2000/svg\"><path fill=\"white\" fill-rule=\"evenodd\" d=\"M30 4L31 0H22L21 4L17 7V11L22 10L25 6L30 9ZM150 5L151 11L154 10L158 16H169L172 10L176 7L174 0H159V3ZM144 10L145 9H143L142 12ZM248 17H250V27L245 30L243 40L235 44V49L237 50L240 48L241 42L248 44L249 47L244 55L249 61L250 76L262 78L261 73H264V8H261L258 14L253 15L251 13ZM233 53L234 52H232L231 55H233ZM250 92L251 89L248 93ZM97 117L101 121H110V107L108 104L105 103L100 106ZM195 127L203 134L204 138L210 144L214 142L217 137H226L231 133V123L228 119L217 118L208 113L197 115ZM248 155L251 157L250 159L264 157V134L259 135L254 141L249 143ZM259 166L264 167V163H260ZM159 176L164 183L165 192L152 193L153 195L143 193V195H146L148 198H162L167 195V187L163 176L159 174L153 180H156ZM253 222L255 223V218H253ZM130 264H139L138 258L136 256L131 257Z\"/></svg>",
	"mask_w": 264,
	"mask_h": 264
},
{
	"label": "built area",
	"instance_id": "5",
	"mask_svg": "<svg viewBox=\"0 0 264 264\" xmlns=\"http://www.w3.org/2000/svg\"><path fill=\"white\" fill-rule=\"evenodd\" d=\"M145 186L146 187L144 189V194L148 193L150 195H153L155 193H164L165 192V186H164V183L161 180L160 176L156 180L148 181L145 184Z\"/></svg>",
	"mask_w": 264,
	"mask_h": 264
},
{
	"label": "water",
	"instance_id": "6",
	"mask_svg": "<svg viewBox=\"0 0 264 264\" xmlns=\"http://www.w3.org/2000/svg\"><path fill=\"white\" fill-rule=\"evenodd\" d=\"M240 85L244 88V89H246V90H250V88H249V85L247 84V82L246 81H241L240 82ZM165 120H162V122H164ZM153 121H151V120H146V119H139L138 120V124L139 125H148V126H151V125H153Z\"/></svg>",
	"mask_w": 264,
	"mask_h": 264
}]
</instances>
